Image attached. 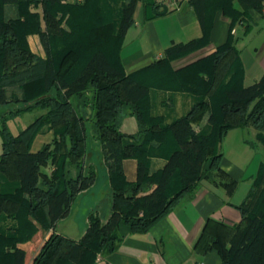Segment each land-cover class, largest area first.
Here are the masks:
<instances>
[{
	"label": "trees",
	"instance_id": "trees-1",
	"mask_svg": "<svg viewBox=\"0 0 264 264\" xmlns=\"http://www.w3.org/2000/svg\"><path fill=\"white\" fill-rule=\"evenodd\" d=\"M116 1L0 0V107L9 104V90L17 88L20 99L15 103L26 105L17 114L44 110L40 120L54 134L50 144L31 152L35 123L13 135L0 113V216L14 223L0 231V264H93L98 253L112 252L125 236L148 232L202 180L231 192L235 183L222 171L223 154L218 150L228 131L252 128L264 148V75L250 86L242 85L231 34L236 23L248 20L249 9L263 11L264 0H238L242 10L233 7L234 0H190L202 38L171 42L162 58L131 73L126 72L120 51L140 0H119L112 22L111 2ZM6 5L16 7L15 16L5 17ZM216 12L230 19L227 41L212 54L174 70L173 62L208 44ZM30 35L39 37L45 59L31 52ZM51 38L65 46L56 56L49 48ZM152 88L186 92L198 100L185 116L164 125L161 117L150 113ZM77 104L92 111L93 137L108 168L111 214L105 223L90 214L78 241L56 233L45 240L67 217L76 196L95 180L93 168L84 173L86 121L78 115ZM207 112L210 133L197 134L195 126ZM127 115L137 121L135 134L120 131V121ZM60 147L64 153L58 159ZM161 155L164 167L150 174V158ZM125 159L137 163L132 183L122 171ZM48 166L50 173L44 171ZM236 208L239 223L230 228L208 219L195 249L215 250L220 264H264V164ZM25 242H32L27 251L17 248Z\"/></svg>",
	"mask_w": 264,
	"mask_h": 264
},
{
	"label": "crops",
	"instance_id": "crops-1",
	"mask_svg": "<svg viewBox=\"0 0 264 264\" xmlns=\"http://www.w3.org/2000/svg\"><path fill=\"white\" fill-rule=\"evenodd\" d=\"M232 5L237 10L243 9L238 0H234ZM163 7H166L167 11L160 14L163 12ZM248 13V20L236 23L233 26L235 33H231L241 65L242 85L245 87L257 82L264 75V14L253 9H249ZM5 14L8 15H5L6 18L15 16L16 7L6 5ZM229 29L230 19L216 12L212 17L208 44L188 55L193 59L173 67L174 70L212 54L217 47L227 41L230 35ZM202 35L200 23L190 0H140L133 14V23L122 41L120 51L122 63L127 73L137 71L162 58L171 42L184 44L200 39ZM27 42L35 56L45 59V52L39 46V38L36 35L28 36ZM149 99L151 115L161 117L163 124L169 125L185 116L198 97L186 92L152 88L149 91ZM76 111L86 121L87 150L84 169L87 166L93 168L95 180L87 190L76 196L67 217L55 224L54 229L47 233L45 240L56 233L72 241H78L89 226L90 214H96L102 223H105L111 214L112 199L108 168L102 155L101 145L93 137L92 111L89 106L83 104L76 106ZM207 120L208 112L195 126L197 134L210 133ZM251 130L256 140V131L252 128ZM120 131L126 135L135 134L138 131L135 118L130 115L124 116L120 121ZM43 134L40 133L34 138L31 152H37L44 145L52 142L51 130L48 129L46 134ZM42 138L47 140L42 141ZM218 150L221 152L219 146ZM165 163L163 155L151 157L149 173L153 174L162 169ZM136 168L135 160L122 161V171L127 182L132 183L136 180ZM51 169L48 166L44 171L50 173ZM221 169L235 183L231 192L217 182L202 180L192 195L181 200L148 232L125 236L115 245L112 252L98 253L93 264H220L221 259L215 250L201 253L195 249V245L208 219L230 228L239 223L241 215L236 207L245 201L255 179V177L244 179L241 169L224 159V155ZM154 187L141 195L151 192ZM13 226V221L8 220L3 226L0 225V231H7ZM31 245L32 242L20 243L17 248L27 251ZM42 245L43 243L38 246L34 255H37Z\"/></svg>",
	"mask_w": 264,
	"mask_h": 264
},
{
	"label": "rangeland",
	"instance_id": "rangeland-1",
	"mask_svg": "<svg viewBox=\"0 0 264 264\" xmlns=\"http://www.w3.org/2000/svg\"><path fill=\"white\" fill-rule=\"evenodd\" d=\"M109 1L110 0H108V3ZM111 4H113L115 12L114 15L112 14L113 16H111L109 20L115 22L116 21L115 16L117 12L116 10L118 9L120 2L119 0H117L116 3L111 2ZM105 19H108V17L106 16ZM61 27L66 30V25L64 20L62 21ZM37 38L39 37L37 36ZM39 46L42 47L40 40H39ZM64 47L65 46L62 44V42L59 39L51 38L49 40V48L54 56H56L60 51H62ZM36 57L38 58V56ZM192 59L193 57L191 58L188 56L184 57L182 59L173 62L171 64V67L173 68L176 67L177 65H182L184 63L191 61ZM228 78L229 77L227 75V78H225V80H227ZM87 97L89 99L91 97V94H89ZM9 99H10L9 104L0 107V113L2 115L3 120L6 121V125L8 129L13 135H17L21 130H23L33 122L37 127L35 137L40 133L46 134L47 126L44 124L45 122L40 120V117H42L45 114L44 110L35 109L33 112L30 113L25 112L22 114H17V110H21L26 107L25 104L15 103L20 99V92L18 91L17 88L9 90ZM72 101L73 103L76 102L74 97L72 98ZM8 113H10L9 116H7ZM61 129L63 128L61 127L57 130H61ZM46 140L47 138H42V141H46ZM219 148L224 155V159H226L231 164L241 169V173L244 174V179H251L250 177L253 178L256 177L257 176L256 174H258L257 172L259 170V167L261 166V164H264V148L259 143L256 142L251 128L234 129L229 131L222 140V142L220 143ZM0 150H1V141H0ZM59 151L60 154L57 156L58 159L60 158L59 156H63L64 153L62 147H60ZM90 168L91 167L88 166L85 167L84 173L87 174ZM72 175H74L73 170H72ZM6 222H8V219L4 218L3 216L2 217L0 216V225L3 226L4 224H6Z\"/></svg>",
	"mask_w": 264,
	"mask_h": 264
},
{
	"label": "built area",
	"instance_id": "built-area-1",
	"mask_svg": "<svg viewBox=\"0 0 264 264\" xmlns=\"http://www.w3.org/2000/svg\"><path fill=\"white\" fill-rule=\"evenodd\" d=\"M77 1H81V0H77ZM169 1H175V0H169ZM262 13L264 14V8H263V11H262ZM231 33H232V34H234V33H235V30H234V29H232Z\"/></svg>",
	"mask_w": 264,
	"mask_h": 264
},
{
	"label": "water",
	"instance_id": "water-1",
	"mask_svg": "<svg viewBox=\"0 0 264 264\" xmlns=\"http://www.w3.org/2000/svg\"><path fill=\"white\" fill-rule=\"evenodd\" d=\"M166 11H167L166 7H163V12L160 14H164V13H166Z\"/></svg>",
	"mask_w": 264,
	"mask_h": 264
}]
</instances>
